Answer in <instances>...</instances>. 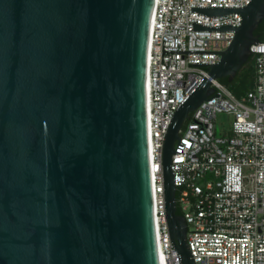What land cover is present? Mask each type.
<instances>
[{
  "label": "water",
  "instance_id": "water-1",
  "mask_svg": "<svg viewBox=\"0 0 264 264\" xmlns=\"http://www.w3.org/2000/svg\"><path fill=\"white\" fill-rule=\"evenodd\" d=\"M152 8L153 0H0V264H159L146 116ZM190 11L238 13L241 22L192 21L193 30L233 31L222 51L162 48L220 55L192 63L210 67L177 105L161 149L179 264H195L170 167L179 130L219 96L211 81L231 80L251 56L264 0Z\"/></svg>",
  "mask_w": 264,
  "mask_h": 264
},
{
  "label": "built area",
  "instance_id": "built-area-1",
  "mask_svg": "<svg viewBox=\"0 0 264 264\" xmlns=\"http://www.w3.org/2000/svg\"><path fill=\"white\" fill-rule=\"evenodd\" d=\"M249 0H153L147 68L146 116L153 223L159 264H179L165 220L161 149L177 105L216 63L233 31L193 30L205 26H239L238 13L210 17L190 6L242 7ZM163 42V45H162ZM254 82L241 98L220 81L218 97L202 101L179 130V153H172L176 208L186 223V239L195 264H264V40L249 47ZM162 57V62H161ZM212 97V96H210ZM209 97V98H210ZM232 116L216 135L217 113ZM177 149V142L174 150Z\"/></svg>",
  "mask_w": 264,
  "mask_h": 264
},
{
  "label": "trees",
  "instance_id": "trees-1",
  "mask_svg": "<svg viewBox=\"0 0 264 264\" xmlns=\"http://www.w3.org/2000/svg\"><path fill=\"white\" fill-rule=\"evenodd\" d=\"M260 41L264 40V19L258 24L254 30ZM219 81L237 98L243 97L252 87L254 82V62L250 56L248 60L237 70L235 76L228 80L226 77L220 78ZM176 213L181 212L176 208Z\"/></svg>",
  "mask_w": 264,
  "mask_h": 264
},
{
  "label": "rangeland",
  "instance_id": "rangeland-1",
  "mask_svg": "<svg viewBox=\"0 0 264 264\" xmlns=\"http://www.w3.org/2000/svg\"><path fill=\"white\" fill-rule=\"evenodd\" d=\"M232 116L224 112L216 114L214 119L215 133L216 135H223L227 128L230 126Z\"/></svg>",
  "mask_w": 264,
  "mask_h": 264
}]
</instances>
